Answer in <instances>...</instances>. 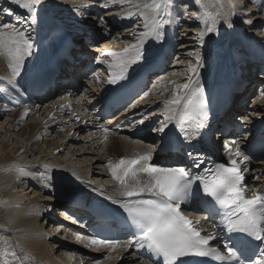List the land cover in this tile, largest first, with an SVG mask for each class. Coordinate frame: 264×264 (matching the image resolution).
<instances>
[{
    "label": "bare ground",
    "instance_id": "1",
    "mask_svg": "<svg viewBox=\"0 0 264 264\" xmlns=\"http://www.w3.org/2000/svg\"><path fill=\"white\" fill-rule=\"evenodd\" d=\"M1 1L5 2L6 5H9L7 3H11V0H0V3ZM104 1L105 3H102V5H107L105 6V9H107L101 13L103 21L100 19V22L102 21L100 25L103 26L101 28L104 30L105 37H103L104 40L94 39L93 44H103L101 48V54L103 55L101 57L102 63H100L98 67L100 68L99 71L105 69L104 73H106L109 78L110 72L107 66L108 61L106 60L105 62L104 58L106 55L104 54L107 53V50L117 52L118 49H120V46L116 45L126 42V40H123L124 37L122 36H125V38H132L133 34H136L134 31H140V28L132 27L133 29H129L127 35L112 37V30L115 29L116 31V29H118L117 26L119 25V23H115L114 25L112 20L114 22H122L124 25V22L128 23L129 21L131 22L134 19L139 20L140 18L136 16L128 17L125 15L128 11H135V8L130 7L128 4L121 6L119 4L107 3V0ZM244 1L247 3L248 11H251L248 13L249 16H247V20L240 21V16L244 14V11L238 9L236 14L231 17V27L221 20L216 26V31L205 36L203 45L198 43L196 46L199 50L201 48L202 52L201 57L203 66L199 70V79L204 89L206 85L211 86L215 81L210 79V73H213L215 61L216 67H223L227 60L230 66L235 63V68L238 69L239 78L235 77V81L237 83L236 86L239 87L240 91L236 90L232 92L231 97L234 96L232 107L226 111L223 116L224 118L219 122L216 120L210 125V128H213L215 130L214 132H217L220 128L221 122L226 119L231 125V130L227 134L230 137L229 139L234 138L237 121H244L245 123H243L242 126L248 131H251L252 126L255 127L259 122L264 121V97L262 99L258 98L259 100L254 98L252 101V107L245 106L246 104L241 105L240 103L241 100L242 102H246L245 97L254 92L251 89L256 82L258 83L255 71L259 70L260 66H264V24L261 28L262 30H260V32H263L261 40L254 38L255 35L252 33V37H250V39L247 38V30L250 28L248 21H253V24H256L257 22L263 23L264 8L262 10V2L264 0H233V3L241 4ZM61 3L67 4V6L64 4V7L61 6V10L66 7L67 9L74 10L75 6H80V10L76 11L79 12V14L77 13V15H73V19H76L77 16H80V18L73 21V19H70L69 17H64L66 16L64 12L67 11H64L60 16L56 14V12H53L50 16L54 14L53 19H58V21L51 25L49 24L45 29L42 24L38 25L37 23L34 25L23 23V26H16L23 30L26 29V32L29 31L32 34L35 33V38L38 41L36 45L34 43L32 54L26 57L21 73L16 78V85L19 90H21V77L26 74V71L32 69L36 60L42 55L41 51L44 50L42 49V42L49 43L56 37H61V34H66L67 30L71 28L76 32L80 31L82 35H79V32H75L72 35V38H70V43L73 45L71 47L70 62H64L60 75L56 79L55 87H53L54 92L52 93V88L47 90L43 98H35L36 101H34L37 104L35 109L30 111L28 106L23 109L21 108L15 111L13 115L9 116L10 120L6 123V126L3 127L0 125V201L7 202L6 205L0 206V211H4V214L0 215V235L4 238V240L2 239L3 241L0 239V264H3L4 260H7L8 263L15 260L17 264H97V262H99V264H149L146 261L141 260L140 257L135 254V246L128 248L127 251L118 248L117 251L109 253L106 248L93 249L85 247L84 243L80 242L78 239L75 240L77 237L90 236V227L94 225L105 226L107 224L106 222L100 224L99 222L94 221L92 209L97 203L102 207H110L111 209L119 208L118 204L110 203L106 200V194L121 198L117 191V182L112 179L108 168L102 170L100 167V161L104 158L100 157L98 161L96 160L92 163L93 158L90 157V155H93L98 149L105 150V153H107L108 156L115 157V159L117 158V161L121 157L132 158L136 155H142L145 152L151 151L153 157L155 159L158 158L160 155L158 154L160 153L158 150L161 138H158L157 141L154 140L155 142L152 141L153 139L147 132H145L146 125L144 123L148 122L146 121L143 123L141 121L145 119V115H149L147 116V120L154 126L157 124V128L159 127L158 130H154L153 133L159 132V129L166 122L162 115V101L169 98L173 90L170 92H164V89L154 87V85H161V83L164 84L166 81H177V83H183L186 81V75L174 76L172 74L174 72L178 73L177 69L181 67L183 63L186 65L187 61L192 58L188 56V53L192 52V49L195 48V45L191 43L197 42L195 38H193V40H191V38L195 37V34L200 27L199 21L194 18V14L198 11V6L195 5L194 0H174V6L172 8V23L161 29L162 39L157 40L153 37L147 38L143 44V58L130 68L141 63L143 60L146 61V59L152 58V55L157 57L158 51H155V53L154 49L165 48V50L168 51V55H173L176 49H173L174 44L172 43L171 38L176 32V26L181 24L182 32H188V34H186L188 35V40L179 45V52L177 51L175 54V57H179L174 60V66L167 67L166 70L159 75V81H155L156 84L152 85L147 94L140 95L141 97H139L131 107H128L127 110L122 111L121 113L112 115L107 122H104L97 114L94 115L92 113L96 107L90 109V106H97L99 104L101 93L106 90V87L108 86L106 80L102 87L98 83V79L95 80L94 77H91L94 81V83H89L90 86H92L91 90L84 89L80 96V100L77 103H75L77 99L68 100L70 97H74L76 91L81 88L82 80L87 79L88 75H86V70L84 68L80 69V67L88 60H82L80 55L89 56L90 58V54L93 53L90 52L91 50L87 47V42L89 41L87 37L95 33L94 28H92L90 24L91 20L97 16L98 10L97 12L94 10V5L90 0L84 1L82 5L68 3V1H63ZM81 3L82 2H80V4ZM175 5L178 7L177 9H174ZM180 7L184 8L181 9ZM11 9L13 12L24 17L25 20L27 19V14L24 10L16 9L13 4H11ZM46 9L47 7H41L39 12L44 13L43 11ZM186 9H188V11L185 13L186 15L183 16L193 17H191L192 19L188 18V21L187 19H182V16L180 15V12ZM20 10L23 13L20 12ZM82 10H85L86 12L83 13ZM39 17L47 20L46 14ZM12 19H14V17L0 14V20L4 21L2 23L15 24L16 22ZM75 21L76 24L72 25ZM139 21L142 20L140 19ZM137 25L142 26L143 21L139 22ZM66 26H70L71 28ZM129 32L134 33L129 34ZM225 36H227L228 39L223 43L225 39L223 37ZM228 42L229 45L226 48L225 44ZM127 44L131 45V43L128 42L122 46H128ZM124 48L125 47H123V49ZM230 59H232V61H230ZM111 60L112 59H110V62ZM89 62L91 61L89 60ZM180 62H183L182 65ZM167 70L168 72L166 73ZM9 74L7 61L4 57L0 56V76L7 77ZM102 75L104 76V74L99 73L96 78H100ZM176 77L178 79H175ZM102 78L103 77H101V79ZM259 82H262L261 86L263 87L264 82ZM98 85L100 87H98ZM23 87L24 85H22V88ZM5 88L7 91L2 90ZM88 88L90 89V87ZM160 92H164L163 96L157 95V93ZM262 94L260 96H264ZM13 97L14 94L12 87L7 84V81H0V102L4 101V99L11 100ZM82 97L85 98L83 99L85 100V104L82 103ZM56 100L59 101L58 105H55ZM62 105L65 107L62 108ZM97 107L100 108V106ZM7 108V106L0 104V115H2ZM152 108L155 109L151 112ZM26 109L28 114H32V117L29 118L30 122H34V124L29 123L28 121L26 126L20 127L18 130L21 125V114L24 113ZM148 111L150 113H148ZM38 112H41V114ZM236 114L240 116L239 120L238 118L236 119ZM50 116L52 117L49 118ZM36 120L39 122L37 123ZM156 120L161 122L159 123V126L158 123H156ZM122 123L128 125L124 134L106 133V128H110L114 125L118 128ZM64 126L67 127V130L63 136L55 138L54 140H43V151L39 152L40 156H42L40 158L36 157L37 151L39 150L38 142L47 136L52 129H59ZM166 127H173L174 130H177L175 121H167ZM207 127L208 126H205V128ZM82 130H85V136L87 137L82 136L79 141H76L78 140L76 134L78 131ZM215 135L213 138L211 137L209 139V143L213 147L220 143L215 138ZM105 136L108 138L106 143L104 142ZM77 144L79 145L78 147H76ZM83 147L85 148L83 149ZM64 150H66L67 153L62 154L60 157H56L58 152H63ZM170 157H175L177 161L182 162L179 158L182 156L178 154L166 156L164 157V160L169 159ZM59 158H61L62 161ZM87 161H92L93 168L101 169L91 171L92 174H90L93 176V179L90 178L89 175V165L85 166L84 172L78 169V164H87ZM12 164L26 166L27 170L33 175L20 177V179L17 180L16 171L8 170L9 166ZM44 164L51 166L49 174L53 177L51 186L47 188L41 187L39 179L38 183L34 181L35 176H38L40 172L44 171ZM175 166L179 165L175 164ZM250 169L251 174L258 175V179L255 181L248 179L247 184H250V187H255V191H257L264 185V166L252 164ZM73 172H75L76 176H79L80 179H76V176H73L72 174ZM77 172L81 175H78ZM141 178L146 179V177L143 176ZM94 180L97 182L96 184ZM63 181L68 182L79 191L78 193L69 194V196L75 198L74 200L79 199L77 203L78 207L75 211L74 208L64 200L62 203L59 202V198L66 199L64 197L66 194H61L59 192L60 183ZM16 187L23 188V190H27L29 194L32 193L35 196L29 197L26 194H19L16 191ZM54 206L62 208L59 210L62 214L57 217V219L52 217L53 213L51 214L50 212ZM66 213H70L81 219L83 221L82 226H86L85 229L74 232L73 229H80L81 227H76L75 223H72L74 221L70 222L66 220V218H64ZM201 215L202 214H196L195 217ZM67 217L69 218L68 215ZM56 221L57 223H55ZM58 221L63 222L58 223ZM62 224H65L64 228H62L63 231L57 232ZM69 224L75 227L69 229ZM210 224V222L206 223L204 228H208ZM5 240L11 245L7 254L3 253V242ZM213 244L215 245V242H213ZM105 257L108 258L106 259ZM117 257H119V259Z\"/></svg>",
    "mask_w": 264,
    "mask_h": 264
},
{
    "label": "snow or ice",
    "instance_id": "2",
    "mask_svg": "<svg viewBox=\"0 0 264 264\" xmlns=\"http://www.w3.org/2000/svg\"><path fill=\"white\" fill-rule=\"evenodd\" d=\"M44 2L45 0H11V4L27 14L26 20L20 15H14L10 8L0 9V14L14 16L16 23L34 25ZM107 3L121 6L128 4L135 8V11H128L125 15L139 17L144 28L136 37V43L125 47L121 52L104 54L112 57V61L107 64L110 72L108 83L115 84L125 79L128 69L143 58L146 38L162 39L161 29L172 23L174 0H107ZM194 3L198 6L194 18L200 24L194 38L201 45L206 35L216 31L221 20L231 27V17L238 9H243V4L233 3V0H194ZM74 10L79 11L80 6H75ZM100 19L103 21L102 17ZM33 49L34 43L28 32L17 28L15 24L0 22V56L6 59L10 73L7 77L0 76V81H7L8 85L19 91L16 78ZM188 56H193V53L189 52ZM202 66V57L196 52L195 60L187 61L184 73L186 81H169L173 85V91L169 98L162 101L165 121H175L177 129L186 139L190 138L186 129L193 128L191 136L194 137L205 126V90L199 79ZM172 75L179 73L174 72ZM2 90L7 91L6 88ZM157 95H163V92ZM27 115L26 109L20 119L23 120ZM165 127L166 124L162 125L159 131L163 132ZM104 139L106 141L107 136ZM224 148L229 156L228 164L217 163L198 174H193L184 166L152 164L151 151L132 158L121 157L115 162L109 160L107 167L112 179L117 182L121 198L109 196L108 199L118 204L126 215L124 223L132 233V238L126 241L96 236L77 239L85 247L106 248L109 253L118 248L127 251L135 246L146 250L150 254V260L158 259L162 264H177L179 258L192 255L211 258L217 264H264V192L252 193L249 197L244 183V173L249 171L246 167L249 157L241 150L239 142L232 140L225 143ZM188 155L192 158L193 166L200 168L203 159L191 152ZM43 168L38 179L41 187L47 188L51 186L53 179L49 174L51 166L44 164ZM8 170L16 171L17 180L33 175L26 166L16 164L10 165ZM72 174L76 176L75 172ZM142 176L146 179H142ZM76 179L80 177L76 176ZM205 198H210L218 206L217 214L220 215L219 223L214 224L211 230L199 227L201 221L191 219L182 207L193 201L207 204ZM6 204V201H0V206ZM224 231L229 235L220 239ZM251 240L259 241L260 244L253 247ZM10 247L5 240L3 253L7 254ZM3 264H8L7 260Z\"/></svg>",
    "mask_w": 264,
    "mask_h": 264
},
{
    "label": "rangeland",
    "instance_id": "3",
    "mask_svg": "<svg viewBox=\"0 0 264 264\" xmlns=\"http://www.w3.org/2000/svg\"><path fill=\"white\" fill-rule=\"evenodd\" d=\"M63 1H68V3L70 2V3H72V4H78V5H82L83 4V2L84 1H87V0H45V2H44V4H43V8L44 7H47V9L45 10V11H43L44 13H42V12H39L38 11V15H37V20H36V23L39 25V24H42L44 27V29L50 24H52V23H54V22H57L58 21V19H53V16H54V14L53 15H51L50 16V14H52L53 12H56V14H58L59 16H60V14H62L64 11H67V12H64L65 13V15L66 16H64V17H69L70 19H73V15H77V13L79 14V12H76V10L74 11V10H72V9H67V7L66 8H63L62 10L60 9V7L61 6H63L64 7V4H62L61 2H63ZM183 1H186V0H183ZM80 2H82L81 4H80ZM90 2L94 5V10H96V12H97V10H98V14H97V16L96 17H94L92 20H91V24H90V26L92 27V28H94V30H95V33L94 34H97V35H101L100 36V38H98V39H103V37H105V35H104V30L101 28V27H103L102 25H100V18H101V16H102V11H105L106 9H105V5H102V3H105V1L104 0H90ZM101 2V3H100ZM181 2V1H180ZM7 4H9V5H6L5 4V7H3V3H1L0 4V9H3V8H10L11 9V3H7ZM176 4V3H175ZM241 4H243V11H244V14H242L241 16H240V21L241 20H247L246 18H247V16H249V14L248 13H250L251 11H248V6H247V3L244 1L243 3H241ZM262 4H263V7H262V10H263V8H264V1L262 2ZM59 5V6H58ZM66 6H67V4H65ZM101 5V6H100ZM9 6V7H8ZM173 6H174V4H173ZM16 7V6H15ZM59 7V8H58ZM108 7H110V6H108ZM41 8V7H40ZM58 8V9H57ZM178 7L175 5V8L174 9H177ZM181 9L182 8H184V7H180ZM18 10H19V8H17ZM12 10V9H11ZM61 10V11H60ZM71 11V12H70ZM186 11V12H185ZM187 11H188V9L187 10H182V12H180V15L182 16V19H184V20H186L187 19V21H188V18H190V19H192L191 17H184L183 15H186L185 13H187ZM20 12H21V10H20ZM47 12H48V15H47ZM82 12L84 13V12H86L85 10H82ZM100 12V13H99ZM197 12V11H196ZM246 12V13H245ZM15 15H19L18 13H15V12H13ZM44 14H46V16H47V20H44L43 18H41V17H39V16H44ZM86 14V13H85ZM24 15V14H23ZM49 16V17H48ZM14 17V16H13ZM51 17V18H50ZM77 18L79 19L80 18V16L78 17L77 16ZM77 18L76 19H73V21L74 20H77ZM40 19V20H39ZM13 21H15V19H12ZM53 20V21H52ZM140 20V19H139ZM139 20H137V19H134V20H132L131 22L129 21L128 23H125L124 22V25L122 24V22H114L113 20H112V23L115 25V23H119V25L117 26V28L118 29H116V31H115V29H113L112 30V32H111V35H112V37H120L121 35H127L128 34V30L129 29H131L132 27L134 28V27H138V28H140V31L139 30H137V31H134L136 34H133V37L132 38H125V36H122V37H124L123 38V40H126V42H122V43H120V45L118 44V45H116V46H120V49H118V51L117 50H115V51H117V52H121L120 50H123V47H127V46H122V45H124V44H126V43H131V44H134L135 42H136V37H137V35H139L141 32H143L144 31V28H143V25L141 26V25H137V24H139V22H142V21H139ZM198 21V20H197ZM0 22H4L3 20L1 21L0 20ZM16 22V21H15ZM17 24V25H16ZM76 24V21L74 22V24H72V25H75ZM250 25H249V30H247L248 31V35H247V38L248 39H250V37H252V34H254L255 35V37L254 38H256V39H258V40H261L262 39V34H263V32H260V30H262L261 28H262V26H263V24H264V20H263V23L262 22H257L256 24H253V21L251 22V23H249ZM15 25L16 26H23V23H15ZM134 25V26H133ZM66 27H70V26H66ZM104 27H106V26H104ZM182 25L181 24H179V25H177L176 26V32L174 33V35H172V43L174 44V47H173V49L175 50L174 52L175 53H173V55L172 54H170V56H169V59H168V62H167V66L166 67H170V66H172L173 64H174V60L177 58V57H179V56H177V57H175V54H176V52L178 51L179 52V45L180 44H182L183 42H185V41H187L188 40V35H186V34H188V32H182ZM71 28V27H70ZM132 28V29H133ZM241 28V27H240ZM258 28H260V29H258ZM66 29V28H65ZM67 30V29H66ZM259 30V31H258ZM25 31H26V29H25ZM65 32V31H64ZM131 32V31H130ZM129 32V34H132V33H134V32H132V33H130ZM62 33H63V31H62ZM67 34H74V30L71 28V29H68L67 30V32H66ZM78 33V32H77ZM183 33V34H182ZM252 33V34H251ZM28 34L31 36V38H32V40H33V43H35V45L38 43V41L36 40V38H35V33L34 34H32V33H30L29 31H28ZM93 34V35H94ZM66 34H64V36H65ZM63 36V34H61V37H56L55 39H53L51 42H47V44H52V43H55L56 44V42H58V41H56V40H59V39H61L62 37H64ZM136 36V37H135ZM193 36V35H192ZM186 37V38H185ZM134 38V39H133ZM193 38L194 37H192L191 38V40H193ZM223 38H225L224 39V41H223V43H225L226 42V40L228 39L227 38V36H225V37H223ZM128 39V40H127ZM147 39V38H146ZM145 39V40H146ZM174 39V40H173ZM104 40V39H103ZM176 40V41H175ZM191 40H189V41H191ZM121 41V40H120ZM193 42V41H192ZM43 43V42H42ZM105 44V43H104ZM191 44H193V45H195V48H193L192 50V53H193V56H191L192 58L190 59V60H192V61H194L195 60V53L196 52H199L200 53V55L202 54V52H201V48H200V50H199V48H196V46L198 45V42H193V43H191ZM102 45L103 44H88L87 43V47H88V49H90L91 51L90 52H93V53H91L90 55V59H94V57H96V56H94V54H99V52L98 51H96V53H95V50H94V48L95 47H98V50L99 49H101L102 48ZM128 46L130 45V44H127ZM177 45V46H176ZM228 45H229V42L228 43H226L225 44V47L227 48L228 47ZM122 46V47H121ZM45 47H47V45H45ZM44 47V48H45ZM194 47V46H193ZM122 48V49H121ZM241 48H242V46H241ZM255 50V49H254ZM155 51H156V49H155ZM154 51V52H155ZM256 51V50H255ZM107 52H111L110 50H107ZM254 52V51H253ZM252 52V53H253ZM98 57V56H97ZM105 62H106V60L108 61V62H110V59H112V57H110V56H106L105 58ZM112 61V60H111ZM180 61H181V59H180ZM230 61H232V59H230ZM177 62V61H176ZM182 63L183 62H180V64L182 65ZM185 63H183V65L181 66V67H179L178 69H177V71H178V73H179V75L178 76H184L185 74H184V72H185V70H186V68H187V64L185 65ZM215 67L213 68V73H210L211 75V77H210V79L211 80H216V79H218L220 76H228V75H230L231 73H233V71H234V69H237V68H235L236 66V64L234 63L232 66H230L229 65V63L227 62V60H226V62H225V65L222 67V66H218V67H216V61H215ZM174 66V65H173ZM228 67V68H227ZM104 70L105 69H103V70H101V71H99L98 73L96 72V74L98 75L99 73H101V74H104V76L102 75L101 77H103L102 79H101V77L100 78H96V77H98L96 74L95 75H92L91 73L89 74L90 75V77H94V79L95 80H97L98 81V83L100 84V86H104V82H105V80L107 81V79H108V75L106 74V73H104ZM168 72V70L166 71V73ZM183 72V73H182ZM260 72H261V74H260ZM263 71H262V68H261V70L259 71V70H256L255 71V75H256V80L258 81V83L256 82V84H254V86H253V88L251 89L252 91H254V92H252V93H250V94H248L246 97H245V100H246V102L243 104V105H245V106H248V107H252V104H253V99L255 98V99H262L264 96H260L261 94H262V92H263V94H264V88H261V84H259V81H264V73H262ZM181 73V74H180ZM86 75H88V74H86ZM165 76V75H164ZM177 76V77H178ZM213 76V77H212ZM88 77V76H87ZM175 78V79H178V78ZM181 78V77H180ZM92 78H87V79H85V80H82V84H81V88L80 89H78L77 91H76V93L74 94V97H70L68 100H76L75 101V103H77V102H79V100H80V96L82 95V93H83V90L84 89H87V90H91V87L92 86H90V82H92V83H94V81L92 80ZM158 80V79H157ZM153 82V81H152ZM169 81H166V82H164V84H162L161 83V85H166V87H159L160 89H164V92H170V91H172L173 90V85H171V84H169L168 83ZM177 82V81H176ZM215 82V81H214ZM86 83V84H85ZM155 84H156V82H154ZM165 83H167V84H165ZM153 84V83H152ZM169 85V86H168ZM99 85H98V87H100ZM88 87H90V89L88 88ZM97 87V88H98ZM263 87H264V85H263ZM151 89V88H150ZM164 92H163V94H164ZM161 96V95H160ZM163 96V95H162ZM260 96V97H259ZM253 97V98H252ZM60 98V97H59ZM87 98V97H86ZM57 99V98H56ZM83 99H85V98H81V100H82V103L83 104H85V100H83ZM258 99V100H259ZM5 100V99H4ZM55 100V99H54ZM257 100V101H258ZM11 101V104H8L7 102H5V101H1L0 102V104H2V105H5V106H7L8 108H7V110L2 114V115H0V125H2L3 127L4 126H6V123L10 120V118H9V116H11V115H13L14 114V112L15 111H17V110H19V109H23V108H26V106H22V105H20V104H18L13 98L10 100ZM67 102H70V101H67ZM240 103H242V100L240 101ZM59 104V101L58 100H56L55 101V105H58ZM29 108V110L30 111H32L33 109H35V108H31V107H28ZM153 109H155V108H152V110H151V112L153 111ZM39 114H41V112H38ZM148 113H150L149 111H148ZM38 114V115H39ZM89 114H91V113H89ZM32 114L30 113V114H28L27 116H25L24 117V119L23 120H21V122H20V126H19V128H18V130L20 129V127H24V126H26L27 124H28V121H29V123H33L34 124V122H30V118L32 117L31 116ZM114 115V114H113ZM147 116H149V115H145V119H143V123L144 122H148V123H144L145 125H146V131L145 132H147L148 133V135L153 139L152 141H157L158 140V136L156 135V133H153V131L154 130H156V128H157V124H156V126H154V125H152L151 124V122H149L148 120H147ZM30 117V118H29ZM39 117V116H38ZM52 116H50L49 118H51ZM240 116L238 115V114H236V119L237 118H239ZM12 119V118H11ZM37 119V118H36ZM36 122L38 123L39 121L38 120H36ZM156 123H158V126H159V123H161L160 121H157L156 120ZM149 124V125H148ZM152 126V127H151ZM130 127H131V125H130ZM156 127V128H155ZM120 129L119 130H117L115 127L111 130V133H116V134H119V133H125L124 131H125V129L126 128H128V125H126V126H121V127H119ZM67 130V127L66 126H64V127H61V128H59V129H57V128H55V129H52L48 134H47V136H45L43 139H41L39 142H38V151H37V154H36V157H41L40 156V154H39V152H42L43 151V145H44V141H49V139L50 140H54L55 138H59V137H61V136H63V134L65 133V131ZM56 133H59V134H56ZM60 133H61V135H60ZM88 135V134H87ZM156 135V136H155ZM82 136H85V130H82V131H78V133L76 134V138L78 139V140H76V141H79V139L80 138H82ZM85 137H87V136H85ZM157 137V138H156ZM215 138L217 139L218 138V136L217 135H215ZM84 139V138H83ZM89 139H90V137H89ZM11 140V139H10ZM44 140V141H43ZM107 140H108V138H107ZM107 140L105 141V139H104V142L106 143L107 142ZM154 141V142H155ZM10 143V142H9ZM78 144H79V142H78ZM76 145V147H78L79 145ZM49 145V144H48ZM12 147V146H11ZM85 147H87V146H85ZM85 147H83V149L85 148ZM99 150V151H98ZM97 150V152H95L93 155H90V157H92L93 158V162L92 163H94L96 160L98 161V159L100 158V157H103L104 159L102 160V161H100V167L102 168V170H106L108 167H107V164H108V161L109 160H111V161H113V162H115L116 161V159H115V157L113 158L112 156H108V154L107 153H105L106 151L105 150H100V149H98ZM104 152V153H103ZM65 153H67L66 152V150H64L63 152H58L57 154H56V157H60L62 154H65ZM38 155V156H37ZM119 156H120V154H119ZM76 157V156H75ZM95 157V158H94ZM43 158V157H42ZM45 158V157H44ZM59 159H61V158H59ZM63 159H65V158H63ZM50 160V159H49ZM74 160V159H73ZM80 160H81V158H80ZM61 161H62V159H61ZM64 161H66V160H64ZM91 162H88L87 161V164H78L79 166H78V169L80 170V171H85L84 169H85V166L86 165H89V168H88V171H89V175H90V178H92L93 179V176L91 175L92 174V172L91 171H95V170H101V169H97V168H93L94 166L92 165V163ZM260 164H258V163H253V164H258V165H263L264 166V160H262L261 162H259ZM78 170V171H79ZM91 173V174H90ZM77 174L78 175H81L79 172H77ZM38 176H35V178H34V181H36L37 183H38V178H37ZM94 182H95V180H94ZM97 182H95V184H96ZM69 183L68 182H65V181H63L62 183H60V187H59V192L61 193V194H66L64 197L66 198V199H63V198H59V202H63V200L66 202V203H68L69 204V200L70 199H72L73 197H71V196H69V194L70 193H78L79 191H78V189H76V188H74L73 186H71L70 184L68 185ZM16 191H17V193H19V194H22V195H28L29 197H32V196H35V195H33L32 193H30L29 194V192L27 191V190H23V188H17L16 187ZM81 193V192H80ZM109 196H112V195H107L106 194V196H105V198H106V200L107 201H109V202H111L112 200H109L108 199V197ZM112 197H114L115 199H120V198H117V196H112ZM69 199V200H68ZM68 200V201H67ZM113 202V201H112ZM70 205V204H69ZM70 206H72L73 208H74V211L76 210V207L75 206H73V205H70ZM58 207V206H57ZM56 206H54V207H52V209H51V214H52V217H54V218H56L57 219V217H59L62 213L59 211L60 209H62L61 207H58L57 208ZM70 212H72V211H70ZM2 214H4V211H0V215H2ZM59 214V215H58ZM57 215V216H56ZM62 216H64V215H62ZM43 218V217H42ZM64 218H66V220H67V215L66 216H64ZM6 220V219H5ZM61 222H63V221H58V223H61ZM55 223H57V221L55 222ZM76 225V224H75ZM62 226V227H61ZM64 226H65V224H62V225H60V228H58V231L57 232H59V231H63L62 230V228H64ZM73 227H75V226H72L71 224H69V229H72ZM76 227H79L78 225H76ZM55 229V228H54ZM74 230V232L75 231H77L76 229H73ZM72 230V231H73ZM76 234V233H75ZM1 236V235H0ZM0 239L2 240H4V238L1 236L0 237ZM2 240V241H3ZM1 244V243H0ZM66 257V256H65ZM15 264L16 263V261L14 260V261H11V262H9L8 264ZM17 264V263H16Z\"/></svg>",
    "mask_w": 264,
    "mask_h": 264
},
{
    "label": "water",
    "instance_id": "4",
    "mask_svg": "<svg viewBox=\"0 0 264 264\" xmlns=\"http://www.w3.org/2000/svg\"><path fill=\"white\" fill-rule=\"evenodd\" d=\"M46 52L48 53L49 51H46ZM220 80H221V79H216L215 82H213L211 86L217 84ZM211 86L206 85L205 87H206V88H209V87H211Z\"/></svg>",
    "mask_w": 264,
    "mask_h": 264
}]
</instances>
